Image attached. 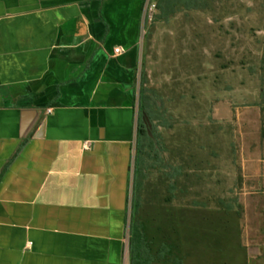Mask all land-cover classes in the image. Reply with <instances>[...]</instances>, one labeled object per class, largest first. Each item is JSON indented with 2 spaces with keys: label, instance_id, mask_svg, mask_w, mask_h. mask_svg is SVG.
I'll list each match as a JSON object with an SVG mask.
<instances>
[{
  "label": "crops",
  "instance_id": "obj_1",
  "mask_svg": "<svg viewBox=\"0 0 264 264\" xmlns=\"http://www.w3.org/2000/svg\"><path fill=\"white\" fill-rule=\"evenodd\" d=\"M147 1L0 0V264H131Z\"/></svg>",
  "mask_w": 264,
  "mask_h": 264
},
{
  "label": "rangeland",
  "instance_id": "obj_2",
  "mask_svg": "<svg viewBox=\"0 0 264 264\" xmlns=\"http://www.w3.org/2000/svg\"><path fill=\"white\" fill-rule=\"evenodd\" d=\"M209 2L147 20L142 69L163 117H145L159 158L136 175L129 258L139 224L183 264H264V0Z\"/></svg>",
  "mask_w": 264,
  "mask_h": 264
},
{
  "label": "trees",
  "instance_id": "obj_3",
  "mask_svg": "<svg viewBox=\"0 0 264 264\" xmlns=\"http://www.w3.org/2000/svg\"><path fill=\"white\" fill-rule=\"evenodd\" d=\"M210 0H157V10L159 12L157 18L168 22L170 17L179 11H192L207 9ZM147 73L142 69L141 82L139 90V115H138V129L136 142V155L134 167V193L136 187V175L142 171L153 166V160L158 159L159 156H153L155 152L154 142L149 137L148 127L145 122V117H149L152 123L160 120L163 117L161 106L158 102L150 96L149 89H147ZM154 92L152 91V94ZM156 94H154V97ZM145 106L142 107V102ZM160 123V121H158ZM162 125V122L161 124ZM154 126V131L158 128ZM144 174V173H143ZM174 188V184L171 185ZM134 203V201H133ZM134 206V204H133ZM240 205L235 206L231 204L229 209L240 208ZM132 222L130 227V235L132 234ZM153 241L142 225H137L135 235L130 237V262L131 264H183L180 258L175 257L174 247L168 243H161L157 250L153 249Z\"/></svg>",
  "mask_w": 264,
  "mask_h": 264
},
{
  "label": "built area",
  "instance_id": "obj_4",
  "mask_svg": "<svg viewBox=\"0 0 264 264\" xmlns=\"http://www.w3.org/2000/svg\"><path fill=\"white\" fill-rule=\"evenodd\" d=\"M156 10L157 3L154 0H148L145 8L146 21L149 20L151 22L153 20ZM115 52L119 53L120 49H116Z\"/></svg>",
  "mask_w": 264,
  "mask_h": 264
}]
</instances>
